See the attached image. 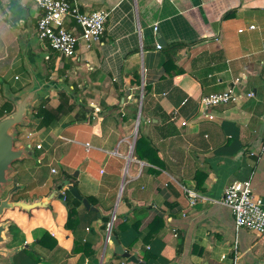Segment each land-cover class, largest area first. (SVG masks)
<instances>
[{
    "label": "crops",
    "instance_id": "0c3cea01",
    "mask_svg": "<svg viewBox=\"0 0 264 264\" xmlns=\"http://www.w3.org/2000/svg\"><path fill=\"white\" fill-rule=\"evenodd\" d=\"M72 1L80 12L108 11L104 34L100 43L80 42L72 57L55 55L48 81L46 61L53 52L36 38L39 8L33 0H0V104L35 80L49 88L31 111L46 95L48 107L57 105L55 82L63 77L77 87L75 96L68 92L76 100L69 113L48 127L33 126L29 136L15 141L29 144L31 152L14 168L11 164V185L0 198L23 187L35 192L24 193L36 194L34 201L53 190L64 198L55 194L33 213L20 208L4 213L0 222L10 225L0 248L9 253H0V264H113L124 257L115 253L109 236L143 264H233L235 242L238 264H264V234L235 230L221 201L230 182L250 179L264 206V0ZM157 31L165 42L160 48ZM173 43L179 44L175 50ZM15 70L22 77L18 88L5 81ZM229 87L241 94L239 101L200 106L201 95ZM248 91L254 95L245 97ZM138 127L164 168L133 156ZM71 136L75 147L68 144ZM41 160L46 166L37 164ZM53 174L61 177L46 179ZM66 174L96 208L79 199L80 224L72 230L65 227V197H76L70 184L62 185ZM189 191L196 194L193 203ZM110 213L113 225L132 217L139 225L115 233L110 228L107 234L100 218ZM154 216L159 229L145 244L142 237ZM12 226L22 232V242ZM42 231L49 233L47 245L38 242ZM142 250L153 256L144 260Z\"/></svg>",
    "mask_w": 264,
    "mask_h": 264
},
{
    "label": "built area",
    "instance_id": "2783aa9c",
    "mask_svg": "<svg viewBox=\"0 0 264 264\" xmlns=\"http://www.w3.org/2000/svg\"><path fill=\"white\" fill-rule=\"evenodd\" d=\"M40 12L36 18L35 32L37 40L45 46L48 45L57 52L60 57H72L80 42L86 46L101 42V36L105 29L108 11L96 9L89 12H80L72 0H33ZM254 28V25H249ZM156 29V25L153 27ZM241 31V29H239ZM157 48L161 45L156 44ZM238 81L235 78L234 83ZM254 92L248 91L245 97H251ZM241 94L234 88H227L219 92H210L200 96V106L207 110L221 104L239 101ZM212 118L211 115H208ZM184 124V122H181ZM30 133H27L29 136ZM89 143H85L86 149ZM36 148H41L37 143ZM264 150V144H263ZM55 172L54 168L50 169ZM189 202L193 203L196 197L194 192L189 191ZM222 203L227 206L234 220L235 230L240 228L248 231L264 234V206L259 196L255 195L250 179H235L224 189ZM113 217L106 224L107 234L110 232ZM232 262L238 264L236 242L232 246ZM113 264H134L126 258H121Z\"/></svg>",
    "mask_w": 264,
    "mask_h": 264
},
{
    "label": "trees",
    "instance_id": "16d2710c",
    "mask_svg": "<svg viewBox=\"0 0 264 264\" xmlns=\"http://www.w3.org/2000/svg\"><path fill=\"white\" fill-rule=\"evenodd\" d=\"M104 34V32H103ZM103 34L101 36V40L103 37ZM178 43H173L170 44V48L172 50H175V48L178 46ZM45 47L47 49H50L53 53L50 54L47 58V73L45 75V79L49 81V77L54 69V59L55 55H58L56 51H54L52 48H50L48 45L45 44ZM174 48V49H173ZM169 62V59H166L164 61V64ZM180 71V70H177ZM60 75H63L61 71H59ZM137 79V84H138V78ZM55 85L56 87V93H57V99L58 103L54 107H48L46 103L49 101V95H46L42 97L36 107H34L31 111V118H30V126H34L36 129L43 128V127H48L50 124L56 122L59 120V118L66 114L69 113L76 104V100L74 97V94L76 93V83H74L72 80H69L68 78L63 77L61 81H56ZM147 89V85L143 86V90L145 91ZM70 92L72 96L69 95ZM71 99V100H70ZM15 106L12 101L11 96H4V100L0 104V118L11 113L14 110ZM133 156L136 159L146 161L150 163L151 165L158 166L159 168H164V162L161 159V157L158 155L157 149L152 146L150 143L149 139L147 136H145L140 128L138 127L135 141H134V146H133ZM153 171L152 169H150ZM73 175L72 174H66L65 175V180L62 182V185L68 183L72 186H74L73 182ZM66 196V195H65ZM68 196V195H67ZM87 200L89 201V198L86 197ZM66 203H67V218L65 222V227L68 229H74L79 226L80 224V215L76 210L77 205L80 204V200L77 198H73L72 201H69L67 197H65ZM135 217V216H134ZM111 218V213L106 214V215H101L100 221H101V226L106 228L107 222L110 221ZM158 218L154 216L149 223H147V231L142 237L143 243L147 244L151 241V239L156 235L159 226L157 224ZM139 218H121L119 222L114 224V220L112 221L111 225V231L115 233L116 231H123L130 226L137 227L139 225ZM12 232H16L17 234L21 236L22 232L17 229L15 226L11 227ZM21 233V234H20ZM49 235L48 231H42L38 242L47 245L46 243V238ZM23 241V235L20 238V242ZM134 241V240H133ZM131 241L130 244L133 242ZM134 243V242H133ZM52 244V243H51ZM48 244V245H51ZM143 251V259L147 260L148 258L152 257L153 254L149 253L148 251ZM29 253V251L27 252ZM31 254V253H30Z\"/></svg>",
    "mask_w": 264,
    "mask_h": 264
},
{
    "label": "water",
    "instance_id": "95a60500",
    "mask_svg": "<svg viewBox=\"0 0 264 264\" xmlns=\"http://www.w3.org/2000/svg\"><path fill=\"white\" fill-rule=\"evenodd\" d=\"M157 44L164 45V40L161 34L157 31ZM49 84L35 80V84L28 88L27 90L20 91L17 94H13L12 101L14 103V110L0 118V193L3 187L9 183V178L7 173L11 168V164L16 160L22 158L25 153L30 154L29 144L26 146L15 144L16 136L11 128L17 124L26 123L27 117L31 116L30 114V105L37 98L45 94L48 91ZM76 174V172H74ZM14 181V179H13ZM68 189L71 194L76 198L80 199L82 204L86 208L96 211V208L90 206L87 199L81 196L77 189L74 186H68ZM13 190H10L5 197L0 198V218L4 215L5 212L12 210L13 208H20L25 211H29L35 207H43L48 201L56 194V190H53L49 195H47L43 200H37L34 202H24L20 200H12ZM56 197L60 200L64 198V192H58ZM10 225L9 220H4L0 222V243L7 242V237L4 236V233L7 232V227ZM109 239L114 244V251L117 254H120L122 257L127 258L134 264H143L139 261L134 255L125 252L120 246L118 241L114 236H109ZM0 253L8 254L4 248H0Z\"/></svg>",
    "mask_w": 264,
    "mask_h": 264
},
{
    "label": "rangeland",
    "instance_id": "374dc122",
    "mask_svg": "<svg viewBox=\"0 0 264 264\" xmlns=\"http://www.w3.org/2000/svg\"><path fill=\"white\" fill-rule=\"evenodd\" d=\"M16 72V73H15ZM11 74H10V76L8 75V76H6L5 77V81L8 83V85H10V86H12V87H15V88H18V87H20V84H21V81H22V77H21V75H19L18 73H19V70H15V71H11L10 72ZM13 73H15V74H13ZM14 75H17V78H14L13 76ZM32 105V104H31ZM31 105H30V108H31ZM29 108V109H30ZM31 111V110H30ZM29 117H27V119H28ZM30 119V118H29ZM27 123V125H24V124H17V125H15V126H13L12 128H11V131H13L14 133H15V136H16V139H18V140H20V138H19V136L21 135V136H23V135H25L26 133H27V131L28 130H30L33 126H30L29 124V121L28 122H26ZM24 125V126H23ZM71 140V141H70ZM41 141L43 142V150L46 148L45 146H46V141L43 139H41ZM75 141V138L73 137V136H71L70 138H69V142H68V144H69V146H73V147H75L77 144L74 142ZM18 146V145H17ZM18 162V161H17ZM46 161L45 160H41V161H39V162H37V164L38 165H45L46 166ZM13 164H14V162L12 163V168H14L13 167ZM56 168H58V170H60V175H62L63 173H62V171H63V167L62 166H59V165H56ZM49 167L47 166L46 168H45V170H47V171H49ZM75 170H73V172H74ZM72 172V173H73ZM11 173V172H10ZM64 175V174H63ZM51 177H46V179L47 180H49V179H53V178H56V177H61V176H55L54 174L53 175H50ZM13 178V174L11 173L10 174V177H9V180L11 181V179ZM11 183V182H10ZM10 183H8L9 185L8 186H10L11 184ZM25 188L26 187H23V189H21V190H19L20 191V193H18L17 194V192H16V194H14V200H20V201H24V202H33L34 201V199L32 198V196L33 197H36V194H24L25 192H34L33 190H31V189H28L27 191L25 190ZM5 193V192H4ZM35 193V192H34ZM4 194H1L0 195V197H2ZM36 208H38V207H35V208H33V209H31V211L30 212H34L33 210H35ZM17 210H19V209H17ZM24 213H28L29 211H23ZM1 220V219H0Z\"/></svg>",
    "mask_w": 264,
    "mask_h": 264
},
{
    "label": "flooded vegetation",
    "instance_id": "af4514ba",
    "mask_svg": "<svg viewBox=\"0 0 264 264\" xmlns=\"http://www.w3.org/2000/svg\"><path fill=\"white\" fill-rule=\"evenodd\" d=\"M7 192H8V191H7ZM6 194H7V193H6ZM6 194H5V195H6ZM11 196H12V200H14V197H13V196H14V193H12Z\"/></svg>",
    "mask_w": 264,
    "mask_h": 264
},
{
    "label": "bare ground",
    "instance_id": "6f19581e",
    "mask_svg": "<svg viewBox=\"0 0 264 264\" xmlns=\"http://www.w3.org/2000/svg\"><path fill=\"white\" fill-rule=\"evenodd\" d=\"M129 158V157H128Z\"/></svg>",
    "mask_w": 264,
    "mask_h": 264
},
{
    "label": "clouds",
    "instance_id": "9594fccd",
    "mask_svg": "<svg viewBox=\"0 0 264 264\" xmlns=\"http://www.w3.org/2000/svg\"><path fill=\"white\" fill-rule=\"evenodd\" d=\"M127 259V258H126Z\"/></svg>",
    "mask_w": 264,
    "mask_h": 264
}]
</instances>
